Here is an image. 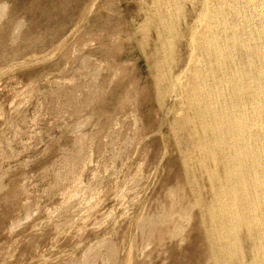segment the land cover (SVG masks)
Masks as SVG:
<instances>
[{"label": "rangeland", "instance_id": "374dc122", "mask_svg": "<svg viewBox=\"0 0 264 264\" xmlns=\"http://www.w3.org/2000/svg\"><path fill=\"white\" fill-rule=\"evenodd\" d=\"M140 1L0 0V264H212L197 205L207 179L183 161L187 90L208 19L227 9L262 34L264 0Z\"/></svg>", "mask_w": 264, "mask_h": 264}, {"label": "bare ground", "instance_id": "6f19581e", "mask_svg": "<svg viewBox=\"0 0 264 264\" xmlns=\"http://www.w3.org/2000/svg\"><path fill=\"white\" fill-rule=\"evenodd\" d=\"M179 1H182V0H179ZM179 1H178V3H179ZM183 1H185V0H183ZM186 1H187V3H189L188 0H186ZM189 1H191V0H189ZM245 1H247V0H245ZM150 2H151V0H150ZM174 2H175V0H174ZM207 2H206V4H207ZM233 2L235 3V1H233ZM242 2L241 3L237 2L236 4H242ZM157 3H158V0H157ZM148 4H149V1H148ZM155 4H156V2H155ZM169 4H171V3H169ZM194 4H196V3H194ZM199 4H200V1H199ZM145 5L146 4H144V6ZM164 5H165V2H164ZM176 5L177 4H175L174 6H176ZM181 5H182V3H181ZM191 5H193V4H191ZM256 5H257V3H256ZM153 6H155V5H153ZM185 6H186V4H185ZM239 6H237V7L239 8ZM262 6H263V3H262ZM148 7H150V6H148ZM155 7H157V5ZM162 7H163V5H162ZM190 7L192 8V6H190ZM212 7L214 8V6H212ZM217 7H219V6H217ZM223 7L221 8L222 11H223ZM227 7H228V5H227ZM233 7L235 8L234 5H233ZM237 7L235 8V10L237 9ZM241 7L244 8L245 6L244 5L240 6L239 9L242 10ZM140 8H141V6H140ZM183 8H184V6H183ZM254 8H256V7H254ZM239 9H237L236 11H238ZM172 10L176 11V9H174V7ZM177 10H178V8H177ZM213 10H212V12H213ZM217 10L218 9H216V14H217ZM226 10L227 9H225L224 11L226 12ZM174 11H173V13H171V15L175 13ZM224 11L221 12L219 10V12H221L222 14L218 13L219 15L218 14L217 15L219 17L216 16L215 18H212V19L210 18L211 19L210 23H209V19H208L209 27L207 26V28H210L211 32L208 35L206 32L207 36L205 38L199 40L201 42V44L199 42H198L199 44H197V42H196L197 39L195 38L196 44L200 45L199 51H201V53H202L201 55H202L203 59H205V69H203V68L197 69L195 67L196 70L194 69L193 73H191L193 80H194V83L192 84L190 82V84H192V85H188L189 89L187 90V96L185 94V96L187 97V102H188V109L185 110V112L189 110V114H188V116L183 115V116H187V117H185V121L183 124V128L186 130H183L181 139H183L184 143H186L187 148L183 154L184 159L183 158H181V159H183V161L186 165L189 163L188 164L189 166H190V162L194 161V163H196V165L200 168L202 173L205 174V177H206L205 179H207V183H208L207 185L209 187V192H210V196H211V197L209 196L210 201L209 202L207 201L208 203H206L205 205L200 204V203L197 205H198L199 211H200V220H201L200 225H201L202 233L204 236L205 246H206L207 252L209 253V260L212 262V264H264V32L261 31V29H262L261 27H260L261 29L258 31H261L262 34L255 32V30H254V33H252L251 32L252 29L250 27L248 29L249 31H247V30L245 31L244 29H246L248 27L247 25H246L247 27H245V26L243 27L244 29L243 28L240 29L238 22H236V23L232 22V20H231L233 17L232 15H231V19H230L232 23H229V20L227 21L225 19V17H224L225 14L223 16ZM232 11H233V9H232ZM236 11H234V12H236ZM146 12L147 11H145V13ZM179 12H181V8H180ZM179 12H178V15H177V13H176V15L175 14L174 15L180 16ZM201 12H203V10ZM242 12H245V11H242ZM256 12H259V10ZM248 13L249 12L247 10V14ZM251 13H254V12L252 11ZM251 13H249V14H251ZM184 14L185 13H183V17H184ZM193 14H194V12H193ZM208 14H209V12H208ZM148 15H146V16H148ZM152 15H154V14H152ZM185 15H187V14H185ZM239 15H238V17L240 18ZM163 16H164V14H163ZM207 16H209V15L206 14V18H207ZM157 17L162 18V16H157ZM243 17H245V16L243 15L241 18L243 19ZM161 18H160L159 22L161 21ZM256 18H259V17H256ZM261 18H259V20ZM149 19L150 18L147 19V22ZM191 19H193V18H191ZM244 19L247 20L246 17ZM252 19H253V17H252ZM154 20H157V19H154ZM162 20H165V19L162 18ZM188 20H190V19H188ZM234 20L236 21V19H233V21ZM249 20L250 19H248V21ZM172 21H174V19ZM175 21H176V19H175ZM178 21L179 20H177L176 22H178ZM238 21H239V19H238ZM168 22H170V21L168 20ZM168 22L166 21V23H168ZM240 22L241 21H239V23ZM261 22H262V20H261ZM149 23H150V21H149ZM152 23H153V20H152L151 24ZM206 23H205V25H206ZM241 23L244 24L245 22L243 21ZM241 23H240V25H241ZM251 23H249V24H251ZM258 23H257V25H258ZM262 23H264V22H262ZM161 24L162 23L160 22V26H161ZM177 24H179V23H176L174 25H177ZM145 25H146V23H145ZM152 25L154 26V24H152ZM171 25H173V24H171ZM164 26H166V25L164 24ZM177 26H180V25H177ZM242 26L243 25H241V27ZM260 26H261V24H260ZM132 28H133V26H132ZM148 28H150V27H148ZM185 28L187 29L186 26H185ZM182 29H183V27H182ZM199 29H201V28H199ZM203 29H205L204 26H203ZM258 29H259V27H258ZM138 31L140 32V30H138ZM177 31H179V30H177ZM191 31H192V29H191ZM146 33H147V30H146ZM169 33H171V32H169ZM169 33H168V36H169ZM179 33L180 32H178V35H179ZM182 33H185V32L182 31ZM198 33H200V32H198ZM157 34L158 33H156V35ZM166 34H167V32H166ZM138 35H139V33H138ZM156 35H155V37H156ZM172 35H174V34L172 33ZM180 35H181V33H180ZM162 36H163V34H162ZM176 36L177 35L175 34V37ZM200 36L203 37V34ZM155 37H154V39H155ZM157 37H158V35H157ZM166 37H167V35L165 36V38ZM183 37H185V35ZM198 37H199V34H198ZM180 39H182V38H180ZM164 40L166 41V39H164ZM184 41L185 40L183 39V42ZM155 42L157 43V42H159V40L158 41L156 40ZM167 42H169V41H167ZM176 43H177V41H176ZM165 44H168V43H165ZM192 44H194V42L191 43V46H192ZM196 44H195V46H196ZM168 45L170 46V44H168ZM155 46H156V44H155ZM170 49H172V48H170ZM166 50H168V49H166ZM166 50L165 51L163 50L164 53L166 52ZM192 50H193V47H192ZM167 52H169V51H167ZM195 52H197V51H195ZM170 53L172 54V52L165 53V54H168L167 55L168 56L167 61H171V60H169ZM191 53L193 54V52H191ZM160 55H162V54H160ZM173 55H174V53H173ZM199 55H200V53H199ZM172 56H171V58H173ZM174 57H175V55H174ZM159 58H160V61H163L162 60L163 58L161 59L160 56H159ZM177 58H178V56H177ZM194 58H196V57H194ZM165 59H166V57H165ZM160 61H158V62L160 63ZM163 63H164V61L162 62V64ZM166 63L168 65V62H166ZM169 63H171V62H169ZM188 63L190 64L189 60H188ZM194 63L195 62H193L192 64L194 65ZM202 63H203V61H202ZM198 64H200V63L198 62ZM154 65H155V63H154ZM167 65H166V68L169 67V65L168 66ZM163 66H164V64H163ZM197 66L199 67L200 65H197ZM202 66H203V64H202ZM193 68H191V69H193ZM168 70H169V68H168ZM189 71H190V69H189ZM166 72H167V70H166ZM189 73H187V74L185 73L188 76V78H189V76H191ZM154 74L156 75L155 72H154ZM182 75H184V73ZM182 75H179V76H182ZM156 76H158V75H156ZM167 77H169V75ZM182 78H183V76H182ZM191 78H189V79H191ZM175 81H177V80H175ZM184 81H182V82H184ZM165 82H164V84H165ZM178 82L179 81H177V83ZM165 85H163V86H165ZM182 85H183V83H182ZM177 86H179V85H177ZM166 87H167V85H166ZM175 88H174V90H175ZM183 88H185V86ZM162 89H164V87L163 88L161 87L160 90H162ZM170 90H171V88H170ZM166 91L168 92L169 90L167 89ZM166 91H165V93L163 92L162 94H166L167 93ZM177 91H178V88H177ZM177 91H176V93H177ZM153 99H155V97ZM159 101H157V102L159 103ZM180 108H181V106L179 107V109ZM181 110H184V106H183V109H181ZM175 115L176 114H174V118H177V117H175ZM181 118H183V117H181ZM170 134H172L171 131H170ZM157 135H158V133H157ZM172 139H173V137H172ZM175 146H174V148H175ZM155 149H156V147H155ZM162 158H164V156ZM157 162H158V160H157ZM193 169H195V168H193ZM183 171H184V169H183ZM189 172H191V171H189ZM199 176H200V174H199ZM201 176H202V174H201ZM191 178H193V175ZM189 181H190V179H189ZM200 182H202V181H200ZM191 184H193V183L191 182ZM197 194L198 193H196V195ZM170 196H172V194ZM181 196H182V194H181ZM188 213H189L188 209L182 208V209H180V212L177 214H178V217L180 219L185 220L188 218ZM177 214H173V215L175 216ZM175 229L178 230V227H175ZM180 230H182V229H180ZM241 233H243L246 236L245 237L246 240L248 242H250L249 248H248V250H249L248 253L250 254V257L249 258L247 257L248 260L246 262H244V256L242 254V249H241L242 245L240 246L241 243H240L239 235ZM246 244L247 243H245V245ZM244 250H246V248H244Z\"/></svg>", "mask_w": 264, "mask_h": 264}, {"label": "clouds", "instance_id": "9594fccd", "mask_svg": "<svg viewBox=\"0 0 264 264\" xmlns=\"http://www.w3.org/2000/svg\"><path fill=\"white\" fill-rule=\"evenodd\" d=\"M10 8V5L8 3L0 4V22H3L7 18V13ZM25 22L23 19L19 20L17 22V26L14 27L13 32L14 34L18 33L21 30V26H24Z\"/></svg>", "mask_w": 264, "mask_h": 264}]
</instances>
